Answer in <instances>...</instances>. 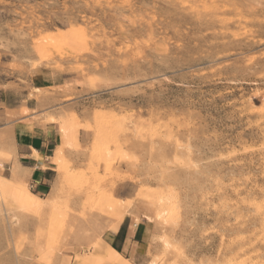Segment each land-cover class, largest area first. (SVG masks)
Segmentation results:
<instances>
[{
    "label": "rangeland",
    "instance_id": "374dc122",
    "mask_svg": "<svg viewBox=\"0 0 264 264\" xmlns=\"http://www.w3.org/2000/svg\"><path fill=\"white\" fill-rule=\"evenodd\" d=\"M13 123H53L59 140L63 125L67 141L39 196L57 187L54 203L19 200L33 191L15 162L0 176V264H264V0H0V127ZM109 195L170 199L164 223L138 221L139 261L87 231Z\"/></svg>",
    "mask_w": 264,
    "mask_h": 264
},
{
    "label": "crops",
    "instance_id": "0c3cea01",
    "mask_svg": "<svg viewBox=\"0 0 264 264\" xmlns=\"http://www.w3.org/2000/svg\"><path fill=\"white\" fill-rule=\"evenodd\" d=\"M48 81L49 78L38 73H35L31 77L32 86L37 89L48 87V85H46ZM5 128H7L9 132L8 140L10 146L7 148L11 150L13 155H10L8 160H1L0 164L2 168H0V176L9 178L11 176L13 163L17 162L20 167H23L20 170L21 173L27 171L24 181L27 180L28 185H32L31 190L33 194L38 197L45 194L52 180L53 171H56L53 166H51V161L49 160L52 158L53 152L59 142V135L54 124H32L30 131L24 130L21 128V125L17 123L0 127V129ZM2 146L3 145H1L0 149H2ZM34 152L39 153L41 158L38 159ZM49 152H52V154ZM57 176L58 173L54 180ZM114 191L117 193V190ZM135 217H138V220H136ZM141 218L147 223H151L146 220L144 213L137 209L133 212V215L124 216L114 231H105L101 236L106 243L110 240L109 243H107L108 246L112 251L116 252L119 255L118 258L124 262L130 263L128 261L129 259L138 261L140 259V254L143 249V240L146 235L144 231V222H138ZM124 223L125 228L122 226Z\"/></svg>",
    "mask_w": 264,
    "mask_h": 264
},
{
    "label": "bare ground",
    "instance_id": "6f19581e",
    "mask_svg": "<svg viewBox=\"0 0 264 264\" xmlns=\"http://www.w3.org/2000/svg\"><path fill=\"white\" fill-rule=\"evenodd\" d=\"M35 90H37V89L35 88ZM59 131L61 132V137H60V140L58 142V146L56 147L54 154L51 158V164L53 165L55 170H58L59 168H61L62 161H65L64 155H65V143L67 141V139H66L67 138V132H66V129L63 125H61V129ZM34 153L38 159L41 158L39 153H37V152H34ZM2 154H1V156H2ZM2 158H3V156H2ZM4 158L6 159V157H4ZM18 168H23V167H20V165L17 162H15L14 169L12 172V176L14 178L18 177V174H17ZM23 171H25V170H23ZM25 173L23 172V175H25ZM59 193H60L59 189L57 187H54L51 190L48 198L46 200L44 198V200H43V198H40V197L34 195L33 193H31L26 188H21L19 193H18V198L23 204H25L29 207L41 208L42 205H44V204L48 205V204L54 203L57 200V198L59 197ZM163 196L159 197L158 205H154L151 203H140V202H133V201L126 202V201L117 199L116 196L109 195V197H108V202H109L108 210H109L110 217L104 221H100V222L95 221V223L92 226L87 225L89 227V228H87V231L91 230L92 238L94 239V244L97 245L98 247H100L101 249L105 250L106 252H108L109 255L114 256V257H118L119 255L116 252L112 251L110 249V247L108 246V244L102 239V237H101L102 234L105 231H114L124 216L133 215V212L137 209L141 210L144 213L146 220L149 222H159V221L163 222V221H165L167 218L166 214L169 211V209H167V210L162 209L160 205L163 203V201H164V203L166 201H169L170 195H169V197H166V196L163 197ZM163 206H165V204ZM135 219L138 220V217H135ZM167 224L168 223H166V225ZM91 233H90V235H91ZM86 235H89V234L87 233ZM163 236H164V234L162 235L161 240H162L164 246L168 247L170 242L167 241V239L165 240L164 239L165 237L163 238ZM108 262H110V261H108Z\"/></svg>",
    "mask_w": 264,
    "mask_h": 264
},
{
    "label": "built area",
    "instance_id": "2783aa9c",
    "mask_svg": "<svg viewBox=\"0 0 264 264\" xmlns=\"http://www.w3.org/2000/svg\"><path fill=\"white\" fill-rule=\"evenodd\" d=\"M29 188L32 189V185H30Z\"/></svg>",
    "mask_w": 264,
    "mask_h": 264
},
{
    "label": "trees",
    "instance_id": "16d2710c",
    "mask_svg": "<svg viewBox=\"0 0 264 264\" xmlns=\"http://www.w3.org/2000/svg\"><path fill=\"white\" fill-rule=\"evenodd\" d=\"M121 230H122V227H121Z\"/></svg>",
    "mask_w": 264,
    "mask_h": 264
}]
</instances>
